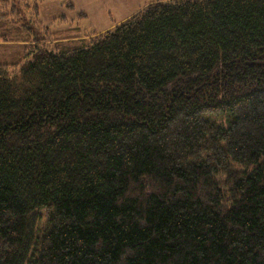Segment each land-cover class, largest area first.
<instances>
[{"label": "trees", "instance_id": "1", "mask_svg": "<svg viewBox=\"0 0 264 264\" xmlns=\"http://www.w3.org/2000/svg\"><path fill=\"white\" fill-rule=\"evenodd\" d=\"M38 8L0 0V264H264V0L55 48Z\"/></svg>", "mask_w": 264, "mask_h": 264}, {"label": "rangeland", "instance_id": "2", "mask_svg": "<svg viewBox=\"0 0 264 264\" xmlns=\"http://www.w3.org/2000/svg\"><path fill=\"white\" fill-rule=\"evenodd\" d=\"M36 1L39 3L36 19L42 27H48V31L51 33L49 44L54 48L59 47L61 44L71 45L81 41L87 43L94 36L104 34L116 25L126 21L149 3V0ZM63 31L67 33H61ZM67 38L69 40L63 42V39ZM7 46L0 45V63H13L12 60L17 59L20 45L8 44ZM214 119L221 124H226L227 120L223 115L215 116ZM234 168L238 169L239 167L234 165ZM44 222L42 220L40 225H43Z\"/></svg>", "mask_w": 264, "mask_h": 264}]
</instances>
